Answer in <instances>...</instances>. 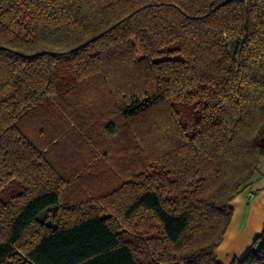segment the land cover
Wrapping results in <instances>:
<instances>
[{"label": "trees", "instance_id": "trees-1", "mask_svg": "<svg viewBox=\"0 0 264 264\" xmlns=\"http://www.w3.org/2000/svg\"><path fill=\"white\" fill-rule=\"evenodd\" d=\"M262 159L264 0H0V264H221Z\"/></svg>", "mask_w": 264, "mask_h": 264}, {"label": "crops", "instance_id": "crops-1", "mask_svg": "<svg viewBox=\"0 0 264 264\" xmlns=\"http://www.w3.org/2000/svg\"><path fill=\"white\" fill-rule=\"evenodd\" d=\"M231 204L233 214L216 249L221 264H229L234 257H241L264 227V159L251 184Z\"/></svg>", "mask_w": 264, "mask_h": 264}, {"label": "rangeland", "instance_id": "rangeland-1", "mask_svg": "<svg viewBox=\"0 0 264 264\" xmlns=\"http://www.w3.org/2000/svg\"><path fill=\"white\" fill-rule=\"evenodd\" d=\"M103 146H105V147H106V145H105V144H104ZM145 150H146V151H151V150H152V140L148 142L147 146H145ZM100 155H102V154H101V151H100ZM100 158H101V157H100ZM103 159H105V160H106V159H107V157H106V158H103ZM105 160H104V161H105Z\"/></svg>", "mask_w": 264, "mask_h": 264}]
</instances>
